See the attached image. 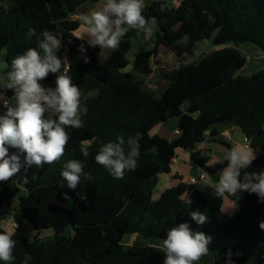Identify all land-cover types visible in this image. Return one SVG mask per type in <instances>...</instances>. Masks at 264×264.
<instances>
[{
	"label": "trees",
	"instance_id": "trees-1",
	"mask_svg": "<svg viewBox=\"0 0 264 264\" xmlns=\"http://www.w3.org/2000/svg\"><path fill=\"white\" fill-rule=\"evenodd\" d=\"M99 1L0 0V56L5 52L6 71H11L12 59L37 48L42 31L62 34L58 57L65 51L70 60L80 57L71 64L79 75L73 84L88 109L82 115L84 127L66 128L69 140L59 161L32 166L27 172L22 168L12 177L17 191H25L12 215L17 224L11 236L16 242L13 264H23L25 254L32 257L29 264H164L165 253L156 241L166 239L167 232L181 223L211 238L209 252L199 264H227L229 251L234 264H264V229L259 226L264 221V203L256 194L244 192L239 210L227 220L221 216L223 197L209 198L190 184L181 183L153 199L158 176L170 172L178 148L191 152L193 176L205 171L219 180L227 162L211 163L197 150L207 133L216 136L218 125L236 124L252 148H264V71L242 75L248 57L238 48L250 42L264 52V0H181L177 7L152 0L143 9L153 29L152 39L129 29L103 63L98 60L100 47L89 46L75 34L81 21L73 19L82 5ZM30 30L35 34L30 36ZM213 34L218 49L172 71L160 70L158 76L167 87L159 95L144 89L137 74L154 75L153 62L162 49L192 57L195 45ZM138 38L142 43L134 47L133 39ZM132 50L133 62L128 58ZM57 75L49 73L39 83L55 88ZM5 95L11 98L13 92ZM5 111L0 102V116ZM45 118L58 117L49 110ZM175 118L180 132L176 140L151 134L157 125ZM120 136L126 142L135 138L140 156L136 169L117 179L96 163L95 155L103 144L117 142ZM219 142L231 149L225 141ZM82 146L87 147L88 157L82 155ZM16 151L9 148V155ZM69 160L80 161L92 176L88 181L81 177L75 190L62 187L66 182L61 172ZM244 171L264 172V154L241 176ZM15 195L0 182V206L11 203ZM76 208L82 212L77 221ZM197 211L207 216L202 225L191 218ZM24 220L39 231L53 229L54 237L38 242L23 229ZM1 221L0 234H7ZM70 226L73 231L66 235ZM129 234L152 242L124 244Z\"/></svg>",
	"mask_w": 264,
	"mask_h": 264
},
{
	"label": "clouds",
	"instance_id": "clouds-1",
	"mask_svg": "<svg viewBox=\"0 0 264 264\" xmlns=\"http://www.w3.org/2000/svg\"><path fill=\"white\" fill-rule=\"evenodd\" d=\"M144 6V0H104L102 8L81 16V21L87 26L84 34L87 44L99 46L101 52L116 49L129 29L148 39L153 29L143 15ZM34 34V30H30L29 35ZM41 37L37 48H29L12 59L7 80L0 86V102L6 109L0 116V182L9 181L22 168L27 172L32 166L39 168L59 161L69 140L66 128L84 127L82 115H86L88 109L82 106L81 90L72 83L70 62L66 57L62 60L57 55L63 36L44 30ZM79 50L85 51L84 46L81 45ZM49 73L58 74L55 88H46L39 83ZM8 90L13 92L11 98L5 95ZM49 110L58 118L46 119L45 113ZM9 148L17 151L9 155ZM81 152L84 157L90 155L87 147L82 146ZM139 156L137 140L129 137L126 142L120 136L117 142L103 144L95 155V161L114 178L122 179L126 170L136 169ZM256 158L255 152L239 147H233L225 155L227 167L214 186L218 198L226 193L236 196L238 192H247L256 194L264 203V172L244 171L241 176L242 170L248 169ZM61 176L66 182L62 187L72 190L80 185L81 177L86 181L92 179L78 160H69L64 164ZM24 181L27 182V178ZM65 199L70 200L67 194ZM224 210L221 208V211ZM191 218L200 225L207 220V216L198 211L192 212ZM259 226L264 229V221ZM210 242L211 238L203 232L194 233L189 224L181 223L171 228L162 241L164 264H199L208 254ZM15 243L11 235L0 234V261L13 264ZM226 255L227 264H234L231 251ZM31 259V255L25 254L23 264H29Z\"/></svg>",
	"mask_w": 264,
	"mask_h": 264
},
{
	"label": "crops",
	"instance_id": "crops-1",
	"mask_svg": "<svg viewBox=\"0 0 264 264\" xmlns=\"http://www.w3.org/2000/svg\"><path fill=\"white\" fill-rule=\"evenodd\" d=\"M144 1H145V3H144V5H145L148 2V0H144ZM180 1L181 0H171V4H172L171 7H177L179 5ZM101 2L103 3L104 0L103 1L100 0L98 3H95V4L85 3L84 5H82L79 8L77 14L75 16H73V19H78L81 21V16L90 14L94 10H99L98 5ZM165 5H166V3H165ZM83 27L85 28L84 32H86L87 26L85 24H83V22L81 21V26L78 29V31L80 29H82ZM77 32L75 34L78 36ZM80 38H83V37H80ZM84 40L87 41V39H84ZM60 50H61V47L58 50L57 55H59ZM113 50L114 49H109L107 51V54L104 56L103 59L100 60V58H99V62L103 63L109 57V55L112 53ZM131 52L133 53L132 54L133 58L131 59V62H133L135 50H132ZM100 53H101V48H100L99 54ZM242 53L244 54V52H242ZM244 55L248 57V55H246V54H244ZM65 57L70 62V64H73V65L80 60L79 57H74L72 60L68 59L67 51H65L62 54L61 59L63 60ZM251 60H252V62H248L247 65H254L253 64L254 63L253 58ZM260 61L261 62H259V63H261V66H262V64L264 66V59L260 58ZM244 68L240 71V73H242L244 71ZM259 70L264 71V67H261V69H259ZM0 74L2 75V73H0ZM69 75L72 77V83H75L76 81H78L79 75H78L74 66L73 67L71 66V71L69 72ZM2 77H3V79H1V82H0L1 86L6 82L7 75L4 74V75H2ZM160 87H162V90H159V93H160V91H163L167 87V85L163 81V84ZM154 88L157 89V86H154ZM159 93H158V95H159ZM172 121H174V122H172ZM177 130H178L177 129V119L175 118V119L168 121L165 124L157 125L153 129L151 134L152 135L156 134V135H158L162 138H165L168 141L172 142V141L176 140V138L178 137V135L176 134ZM214 130H215L216 136L212 137V136L207 135L205 140L202 143H200L197 147V150L199 152H201L204 156L208 157L210 159L211 163L227 162V164H228V161L225 160L224 157L233 147H239L241 150H251V151L255 152L257 157L264 154V148H252L250 146V142H249L248 138L243 133L241 128L236 124L218 125L214 128ZM219 139L225 141L228 145H230L231 149H229V147L224 145L223 143H220ZM190 159H191V152L190 151L184 150L182 148H178L176 150L175 157L171 163L170 172L169 173H162L158 176V184L156 185V187L153 190V199L154 200H158L161 197V195L163 194V192L169 188L178 186L181 183H185V184L189 185V180L191 178L196 179V183L192 184V185L196 189L200 190L207 197L210 198L216 194L214 191V186L219 180L215 181L213 179L212 175H210L209 173H207L205 171L196 172V176H193L192 166L190 164ZM209 193H210V195H209ZM237 197H239V198H237ZM184 198L188 199L189 201L191 200L189 194H186L184 196ZM243 199H244V193L238 192L236 194V196H231V195L226 193L223 196V203H222V207H221V208H224L225 210L221 211V216H223L225 220L232 218L236 214V212L239 210V207H240Z\"/></svg>",
	"mask_w": 264,
	"mask_h": 264
},
{
	"label": "rangeland",
	"instance_id": "rangeland-1",
	"mask_svg": "<svg viewBox=\"0 0 264 264\" xmlns=\"http://www.w3.org/2000/svg\"><path fill=\"white\" fill-rule=\"evenodd\" d=\"M151 1L152 0H148L147 3H150ZM162 1H165V3H166L165 6L171 7V5H172L171 0H162ZM144 3H145V1H144ZM102 6H103V3L102 2L99 3L98 9L102 8ZM84 31H85V28L83 27L82 29H80L77 32L78 36L84 37V34H85ZM214 36H215V34H213L211 39H207V40L198 42L195 45L194 56H192V57L184 55V54H180L179 52L168 51V50L162 49L159 56L157 58H155L154 62H153L155 74L153 76H150V77H144L142 74H137V78L138 79L141 78L144 81V89L147 91L154 92L155 94L158 95L159 90H162V87H160V86L163 84V80L159 78L158 72L160 70L172 71V70L178 68L180 65H184V64H187L189 62L196 61L202 55H209L211 52H213L219 48V47H215L213 44ZM83 39H87V37H84ZM147 42L150 46H152V43H150L151 41H147ZM141 43H142L141 38H138L136 40L133 39L134 47H135V44L137 47ZM232 45H234V44H232ZM238 48L242 52H244V54L248 55V58L250 59V61H248V62H252V60H251L252 58H253V62H254L253 63L254 65H246L245 66L244 71L241 73L242 75L250 76V75L260 71L259 69H261V67H264L263 64L261 66V63H259V62H261L260 58L264 59V52L261 51L256 45H254L253 43H250V42H246L243 44H239ZM108 50L109 49H104L99 54L98 60H99V58H100V60L103 59L104 56L107 54ZM132 54H133L132 52H130L128 54V58L130 60L133 58ZM6 68L7 67H6L5 52H4L0 56V73H2V75H4V74L7 75L8 72L6 71ZM2 75L0 74V82H1V79H3ZM164 83L167 85L166 81H164ZM0 86H1V83H0ZM154 86H157V89H155ZM172 122H174V121H172ZM3 183L5 186L10 187L13 190V192H16V195H15V197L11 203L0 206V218L2 220L1 221V227L6 230L7 234L12 236L15 232L16 227H17V224L14 222L12 215L17 208L18 196L24 194L25 191L23 188H21V190L17 191L18 185L16 184V182L12 178L9 181L3 182ZM209 195H210V193H209ZM67 205H68V207H72L71 202H69ZM81 213L82 212L79 208H76L74 210L75 221L78 220ZM22 227L28 234L32 235L35 238V240H37L38 242L50 240L55 235L54 230L51 228L42 229L40 231L36 230L34 228L33 224L28 220L23 221ZM72 231H73L72 226H70L65 231V234L66 235L70 234ZM162 241L163 240L156 241L157 244L161 248H162ZM122 242L124 244L131 245L135 242L149 244L152 241L145 240L142 237H140L139 235L129 234V235L124 236Z\"/></svg>",
	"mask_w": 264,
	"mask_h": 264
},
{
	"label": "built area",
	"instance_id": "built-area-1",
	"mask_svg": "<svg viewBox=\"0 0 264 264\" xmlns=\"http://www.w3.org/2000/svg\"><path fill=\"white\" fill-rule=\"evenodd\" d=\"M248 61H250V59L248 58ZM176 134L177 135H179L180 134V132H179V130H177L176 131ZM207 135H209V133H207ZM196 183V179L195 178H191L190 180H189V184H195Z\"/></svg>",
	"mask_w": 264,
	"mask_h": 264
}]
</instances>
